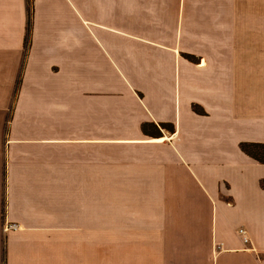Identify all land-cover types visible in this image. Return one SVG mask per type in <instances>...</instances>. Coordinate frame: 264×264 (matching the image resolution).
<instances>
[{
	"label": "crops",
	"instance_id": "0c3cea01",
	"mask_svg": "<svg viewBox=\"0 0 264 264\" xmlns=\"http://www.w3.org/2000/svg\"><path fill=\"white\" fill-rule=\"evenodd\" d=\"M32 2L29 34L0 0V264H264V0Z\"/></svg>",
	"mask_w": 264,
	"mask_h": 264
},
{
	"label": "trees",
	"instance_id": "16d2710c",
	"mask_svg": "<svg viewBox=\"0 0 264 264\" xmlns=\"http://www.w3.org/2000/svg\"><path fill=\"white\" fill-rule=\"evenodd\" d=\"M32 4H33L32 0H27L28 15H29V19H28V33L29 34L31 31V15H32V9H33ZM194 109L197 112H200V110H198V108H196V106L194 107ZM162 126L166 127V124H163ZM166 128H173V127H172V125H169ZM144 130L146 132L148 131L146 125L144 126ZM153 133L159 135L161 132H160L159 128L156 127V131ZM240 147L245 153L252 156L256 160L260 161L261 163H264V143L242 142L240 144Z\"/></svg>",
	"mask_w": 264,
	"mask_h": 264
},
{
	"label": "built area",
	"instance_id": "2783aa9c",
	"mask_svg": "<svg viewBox=\"0 0 264 264\" xmlns=\"http://www.w3.org/2000/svg\"><path fill=\"white\" fill-rule=\"evenodd\" d=\"M17 228H19V225L17 223H6L5 226H4L5 230L17 229ZM238 233H239V235L241 236L242 240L245 243H249L250 242V238L248 236V232H247V230L244 227H240L238 229Z\"/></svg>",
	"mask_w": 264,
	"mask_h": 264
}]
</instances>
